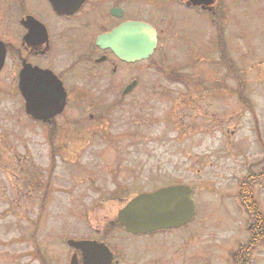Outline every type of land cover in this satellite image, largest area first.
<instances>
[{"label": "rangeland", "instance_id": "obj_1", "mask_svg": "<svg viewBox=\"0 0 264 264\" xmlns=\"http://www.w3.org/2000/svg\"><path fill=\"white\" fill-rule=\"evenodd\" d=\"M137 9L134 16L163 31L152 55L128 67L137 80L128 94L120 95L123 77L112 90L90 87L91 106L73 102V112H106V124L91 125L96 130L50 142L25 115L9 69L0 75L1 137L8 132L0 140V264H37L24 242L36 214L40 234L53 226L60 238L93 235L121 201L172 183L191 187L195 214L173 229L170 242L180 236L187 243L170 264H233L248 243L253 218L238 189L264 167V0H216L214 22L208 11L183 6L169 7L162 19ZM218 30L231 69L217 49ZM116 190L123 200H107ZM253 198L264 225V180L253 185ZM251 264H264V241L252 248Z\"/></svg>", "mask_w": 264, "mask_h": 264}, {"label": "flooded vegetation", "instance_id": "obj_2", "mask_svg": "<svg viewBox=\"0 0 264 264\" xmlns=\"http://www.w3.org/2000/svg\"><path fill=\"white\" fill-rule=\"evenodd\" d=\"M215 1L212 5L203 6L192 4L190 0H0V42L4 47L0 75L9 69L17 89L23 68H35L40 73L49 72L54 75L61 82L65 92V96L58 103V107L62 106L60 112L46 119H42L46 114L41 112V119L37 120H33L26 113L25 115L40 125L50 142L59 133L71 136L86 134L96 130L97 127L91 125L102 126L107 123L102 119L106 112L95 115V112L84 111L81 115L79 111H71L73 102L78 106L82 103L91 106L90 87L100 84L112 90V87L120 84L124 78L129 77L124 87L134 81V74H128L132 72L128 67L134 65V60L126 61L117 54V47H120L122 38L113 42L106 36L126 22L142 21L150 24L143 17L134 16V10H138L139 6L147 8L145 19L151 10L156 18L162 19L166 17L164 13L169 7L183 6L198 14L208 11L211 14L210 22H214ZM155 30L158 42L163 28L158 27ZM102 36L103 40L98 42V38ZM124 87L120 90L122 96ZM18 93L24 108L26 100L19 90ZM55 109L56 107H53L48 110ZM4 131L3 138L0 135L2 142L8 139V132ZM70 138L66 140L67 143ZM54 151L55 146H51V157L54 156ZM2 161L4 171L8 162L4 159ZM50 161L53 168V158ZM158 187L161 186L145 192ZM9 188L12 189L10 185ZM116 188L115 186L114 189ZM121 192L122 190H116L107 200H123ZM47 194L48 191L41 193L40 208ZM123 205L121 201L120 207ZM8 206H13V203L10 201ZM40 227L36 214L35 219L30 221L29 230L24 234V242L31 244L30 260H36L37 264H99V260L104 258L101 248L93 245L85 251L88 258L84 260L83 251L68 244L67 241L71 238L104 243L113 254L111 264H170V260L177 259L187 243L185 237L180 236L177 241L170 242L175 228L130 233L118 224L116 219L109 220L107 225L101 228H95L93 235L76 237L60 238L53 226L44 234H40ZM125 253H130V262L124 261L128 257Z\"/></svg>", "mask_w": 264, "mask_h": 264}, {"label": "water", "instance_id": "obj_3", "mask_svg": "<svg viewBox=\"0 0 264 264\" xmlns=\"http://www.w3.org/2000/svg\"><path fill=\"white\" fill-rule=\"evenodd\" d=\"M193 4H209L213 0H191ZM134 32V34L132 33ZM122 38L118 48V56L126 60H140L147 58L155 46L156 32L143 22L124 23L114 29L106 38L113 42ZM98 38V42L103 40ZM4 60V47L0 42V69ZM38 69H22L18 81L20 92L25 98V110L34 119H41L39 114L45 112L46 118L60 112L59 100L65 96L60 81L48 73H40ZM136 81L131 82L124 90L128 92ZM55 110H48L49 108ZM194 213V199L192 190L187 185H169L150 193H140L132 198L118 212V222L127 231L145 232L168 227H179L187 223ZM69 244L79 247L83 252L88 251L95 241H74ZM105 253L99 264H110L112 253L102 243L99 244ZM86 254V253H85ZM95 258V257H94ZM97 258V257H96ZM86 259V256H85ZM93 259V258H92Z\"/></svg>", "mask_w": 264, "mask_h": 264}, {"label": "trees", "instance_id": "obj_4", "mask_svg": "<svg viewBox=\"0 0 264 264\" xmlns=\"http://www.w3.org/2000/svg\"><path fill=\"white\" fill-rule=\"evenodd\" d=\"M220 51L222 54V58L225 61L224 56V48L222 45H219ZM228 62V61H227ZM240 99L245 102V99L242 95L239 94ZM259 179H264V170L257 174ZM255 179V178H254ZM254 179H244L241 181L239 186L238 195L240 201L245 208V210L250 214L253 218L250 226L251 230V238L248 244L242 245L239 249L235 252V257L233 258V264H250L251 262V250L255 246L256 241H261L264 238V225L262 220V215L258 210V205L256 200L253 198L252 195V184Z\"/></svg>", "mask_w": 264, "mask_h": 264}]
</instances>
